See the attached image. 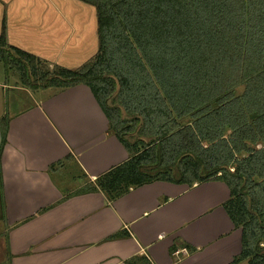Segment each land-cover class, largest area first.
<instances>
[{
	"label": "trees",
	"instance_id": "obj_1",
	"mask_svg": "<svg viewBox=\"0 0 264 264\" xmlns=\"http://www.w3.org/2000/svg\"><path fill=\"white\" fill-rule=\"evenodd\" d=\"M81 1L97 10L92 60L50 67L11 46L3 27L0 62L31 88L91 89L129 153L97 180L110 199L159 180L222 181L242 234L232 263L264 264V0ZM8 125L3 117V143Z\"/></svg>",
	"mask_w": 264,
	"mask_h": 264
},
{
	"label": "crops",
	"instance_id": "obj_2",
	"mask_svg": "<svg viewBox=\"0 0 264 264\" xmlns=\"http://www.w3.org/2000/svg\"><path fill=\"white\" fill-rule=\"evenodd\" d=\"M3 27L11 46L50 67L75 70L98 52L97 10L81 0H0V35ZM11 77V91L32 103L0 112V122L9 119L4 143L0 126V264H126L136 255L151 264H233L242 234L224 206L226 183L159 180L110 199L97 180L129 153L91 89L31 88ZM15 146L27 181L13 179L16 162L5 179V149ZM89 185L97 190L79 192ZM184 248L188 255L174 254Z\"/></svg>",
	"mask_w": 264,
	"mask_h": 264
},
{
	"label": "rangeland",
	"instance_id": "obj_3",
	"mask_svg": "<svg viewBox=\"0 0 264 264\" xmlns=\"http://www.w3.org/2000/svg\"><path fill=\"white\" fill-rule=\"evenodd\" d=\"M94 56L90 60H92L94 58ZM90 60H88V61H90ZM3 67H4L3 63L0 62V112L3 109V111L5 110V112L8 113V115H9V113L13 114L17 110H20L22 105L23 104L25 105L26 102H27V104H29V103H32V101L28 100V96H26L25 94L21 95V93L19 94L18 92L11 91L12 87L15 86V82L13 81L14 78L11 76H15V78H17V77H19V74L15 70L9 71L7 73V75L3 74V69H4ZM20 84H22V83H20ZM3 85H5L6 87L11 86V88L10 89L6 88L3 90V88H2ZM6 90H9V91H6ZM15 95L26 96L27 97L26 99L28 101H26V99H21L19 97H16ZM15 98H17V99H15ZM20 100H22V101H20ZM124 116H126V115H124ZM237 264H239V263H237ZM240 264H246V263L243 262Z\"/></svg>",
	"mask_w": 264,
	"mask_h": 264
},
{
	"label": "clouds",
	"instance_id": "obj_4",
	"mask_svg": "<svg viewBox=\"0 0 264 264\" xmlns=\"http://www.w3.org/2000/svg\"><path fill=\"white\" fill-rule=\"evenodd\" d=\"M23 151L24 149L22 146L8 147L5 149L6 160L3 164V170L5 172L6 180L8 179L7 173L9 172L11 162H16V168L13 175V179L18 180L22 176L25 181L28 180L29 174L27 171H25V160L20 159L21 153ZM38 183L39 181L36 180L32 182L31 187L33 190L36 188Z\"/></svg>",
	"mask_w": 264,
	"mask_h": 264
},
{
	"label": "built area",
	"instance_id": "obj_5",
	"mask_svg": "<svg viewBox=\"0 0 264 264\" xmlns=\"http://www.w3.org/2000/svg\"><path fill=\"white\" fill-rule=\"evenodd\" d=\"M174 254L177 256V257H179L180 255H188V250L187 249H181V250H177V251H175L174 252Z\"/></svg>",
	"mask_w": 264,
	"mask_h": 264
}]
</instances>
